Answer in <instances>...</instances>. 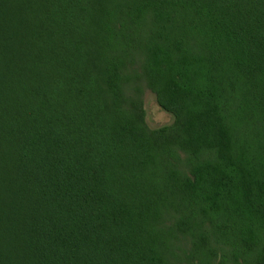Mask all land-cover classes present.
Segmentation results:
<instances>
[{"label": "trees", "instance_id": "1", "mask_svg": "<svg viewBox=\"0 0 264 264\" xmlns=\"http://www.w3.org/2000/svg\"><path fill=\"white\" fill-rule=\"evenodd\" d=\"M128 1L123 15L125 2L110 0L97 16V27L111 16L100 90L82 49L80 65L69 60L81 37L51 18L82 16L79 0L0 7V50L15 47L0 72V148L12 160L0 156V182L14 180L20 193L12 209L0 208V251L13 263L19 250L18 264H166L155 224L171 204L183 215L178 228L264 264V0ZM127 16L142 27L134 17H152L151 39L139 40L147 51L138 82L174 116L152 134L140 97H125L127 66L112 48L110 30ZM83 18L87 30L93 16ZM52 24L64 35L47 34ZM119 100L131 105L127 120L108 110ZM177 147L194 162V180L173 174L166 185L165 155Z\"/></svg>", "mask_w": 264, "mask_h": 264}, {"label": "rangeland", "instance_id": "2", "mask_svg": "<svg viewBox=\"0 0 264 264\" xmlns=\"http://www.w3.org/2000/svg\"><path fill=\"white\" fill-rule=\"evenodd\" d=\"M123 1L125 2L126 7H124L123 5L121 6V15L124 14L125 9V12H127L129 8L133 9L132 2L128 0ZM80 2L82 4V16H74L70 19L65 17V15L51 16V18L57 22L64 24L72 33L76 32V36L78 38L81 37L80 39H78V41H76L77 43L74 42L69 45L68 50L73 52L72 57L69 60L78 62L77 64L80 65L81 60L79 61V59L75 57V52L82 49L85 63H88L91 59L92 63H94L95 65V70L91 73L92 76L90 80L94 84L95 89L100 90V87L103 88V86L105 87V84H107L100 73L101 69L106 66V61H103V57L106 55L101 53L107 51L109 48L107 47L106 43H104V40L108 38L106 36L105 30L108 26L111 16L102 17L104 23L101 27H97V16H100V14L102 13H106L107 10L111 9L112 4L110 0H79V3ZM5 3V0H0V7H2ZM1 9L4 10L5 8ZM83 15L93 16L94 24L92 25L91 23L89 29L87 30L86 27L88 24V19L83 18ZM127 18V21L121 23L122 26L118 27L117 25L116 27L114 26L113 30H110V32H113V35L115 37L113 38L115 42L112 45V48L120 55L127 66L125 71L123 69V71L125 72V77L127 78V81L125 80L124 83V90L126 92L125 97L129 100V102L140 97L139 100L143 102V107L146 113L145 124H143L142 126L147 130L149 134H152V132L154 131L156 132L164 127L172 126L174 123V116L162 109L156 99L155 94L152 92V89L149 88L147 82H138L137 72L140 70L146 60V53L144 51L146 49H143L145 48L146 44H139V40L148 41L151 39L152 26L150 20H152V17H148L147 20L149 21L147 23H145L143 16L134 17V19H137L140 22L141 19H143V21L139 23L142 24L143 27L133 25L130 22L128 16ZM86 21L87 23L85 24ZM139 29H141L144 33L143 35L138 37L136 33ZM46 31L47 34L56 35L61 33L62 35H64L63 31L55 24L49 26ZM121 34H125L126 37L123 38ZM128 36H135L133 44ZM27 38L28 37H26L25 40H27ZM3 46L4 49L0 50V72L4 67H6L4 59L7 56L11 55V50L15 48L13 45L9 46L8 48H6V45ZM23 46L24 45L22 44L19 45L18 58H22L25 61L26 57H23V54L20 51L21 47ZM150 46L146 48H150ZM54 47L66 48L65 45H54ZM86 47L88 49L89 55H87ZM72 63L76 64L74 62ZM104 93L107 96V92ZM77 106L81 107L80 104ZM109 107V111L116 112V114L119 111H122L121 113L123 119H129L127 113L131 111L130 104H125L119 100V103L111 102L109 104ZM119 107L120 109H118ZM113 116L114 113L111 114V117ZM116 116L120 117V114L118 113ZM5 149V146L0 148V156L2 155V153L7 154L6 157L11 160L10 156H8L9 153L4 151ZM176 151L177 153L173 154V156L165 155V160L167 162H170L171 166V171H165L167 178L166 185L173 174V178H177V174H179L183 177L191 178L188 181L194 180V175L192 177L191 173L192 167H195L194 162L193 164L190 163L188 154L187 152L183 151V149L177 147ZM168 158L169 160H167ZM199 160L201 161V159ZM3 165L5 169H11L10 166H7L5 164ZM19 195L20 193L18 189L15 188L14 180L10 181V178H7L6 180L5 178H3V180L0 182V201H2V199H5V201L7 199L8 201H6L5 203L0 202V208L2 209L3 206H7V210L12 209L13 207L11 205H7V203L11 202L12 197L16 198ZM182 217L183 215L170 204V207L168 209L167 207H165L160 210L159 221L155 224L158 235L161 239L160 243L162 246L163 258L166 264H251L252 262H254L250 261L247 255H242L241 257L235 259L232 256L233 247L226 243L220 242L216 239L215 236L211 237L207 234L209 239L201 241L199 237L196 236L199 233L198 231H195V234L193 235V233H190L189 227L181 225V227L178 228L177 225L180 223ZM204 230L210 232L212 230V224L209 222L204 223ZM2 237L6 240H9L8 236L4 233H2ZM4 250L5 246L3 245V251ZM3 251H0V261L2 262V264H6L5 262H7L8 264H18L20 262V257H22V255L20 254L19 250L17 251L20 257L17 255L13 260V263H9L5 259L6 256L5 252ZM11 254L12 252L10 251V256Z\"/></svg>", "mask_w": 264, "mask_h": 264}]
</instances>
